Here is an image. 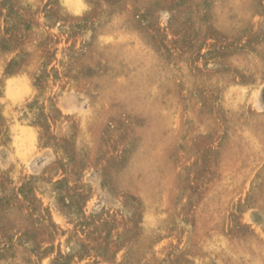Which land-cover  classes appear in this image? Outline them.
<instances>
[{
  "label": "rangeland",
  "instance_id": "1",
  "mask_svg": "<svg viewBox=\"0 0 264 264\" xmlns=\"http://www.w3.org/2000/svg\"><path fill=\"white\" fill-rule=\"evenodd\" d=\"M263 254L264 0H0V264Z\"/></svg>",
  "mask_w": 264,
  "mask_h": 264
},
{
  "label": "bare ground",
  "instance_id": "2",
  "mask_svg": "<svg viewBox=\"0 0 264 264\" xmlns=\"http://www.w3.org/2000/svg\"><path fill=\"white\" fill-rule=\"evenodd\" d=\"M242 7V6H241ZM149 44V43H148ZM148 48V47H147ZM88 50V49H87ZM121 68H123V67H121ZM120 68V69H121ZM249 68V67H248ZM251 68V67H250ZM119 69V68H118ZM130 70V69H129ZM130 71H132V70H130ZM248 71V70H247ZM129 73V72H128ZM122 78V77H121ZM118 80V79H117ZM130 82V81H129ZM114 84H115V82H114ZM117 84V83H116ZM115 86V85H114ZM25 87V86H24ZM87 87V86H86ZM244 88V87H243ZM140 89V88H139ZM143 89V88H142ZM239 89V88H238ZM194 100V99H193ZM242 134V133H241ZM247 135V134H246ZM202 138V137H201ZM149 153V152H148ZM151 153V152H150ZM226 173V172H225ZM226 175V174H225ZM121 176V175H120ZM228 180V179H227ZM254 181V180H253ZM118 182V181H117ZM136 191V190H135ZM7 194V193H6ZM211 197V196H210ZM217 198V197H216ZM182 205V204H181ZM217 219V218H216ZM197 220V219H196ZM200 229V228H199ZM216 242V241H215ZM215 245V244H214ZM245 249V248H244ZM256 255V254H255ZM264 255V254H263ZM207 259V258H206ZM250 261V260H249Z\"/></svg>",
  "mask_w": 264,
  "mask_h": 264
}]
</instances>
